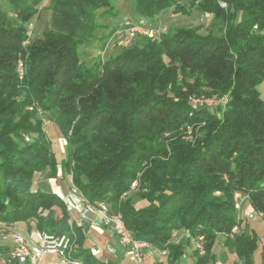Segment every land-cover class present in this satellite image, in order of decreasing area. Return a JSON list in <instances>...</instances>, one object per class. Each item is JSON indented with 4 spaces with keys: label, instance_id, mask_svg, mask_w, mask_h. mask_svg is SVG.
Masks as SVG:
<instances>
[{
    "label": "trees",
    "instance_id": "trees-1",
    "mask_svg": "<svg viewBox=\"0 0 264 264\" xmlns=\"http://www.w3.org/2000/svg\"><path fill=\"white\" fill-rule=\"evenodd\" d=\"M41 1L0 8V224L66 234L74 262L113 264L91 254L59 197L33 188L35 174L54 175L57 164L41 120L26 110L34 106L56 111L63 167L80 198L106 204L134 240L167 251V264L186 251L187 239L172 243L183 231L204 240L205 256L195 253L193 264L213 260L216 234L238 225L236 192L264 226V0H223L226 9L216 0H133L135 23L196 13L212 16V27L136 35L89 66L79 49L106 46L115 31L105 35L100 20L119 15L118 0H50L48 26L23 46ZM193 95H225L228 104L216 114L193 106ZM188 127L192 138L183 140L179 130ZM258 240L254 229L241 230L224 247L237 264H252Z\"/></svg>",
    "mask_w": 264,
    "mask_h": 264
},
{
    "label": "rangeland",
    "instance_id": "rangeland-1",
    "mask_svg": "<svg viewBox=\"0 0 264 264\" xmlns=\"http://www.w3.org/2000/svg\"><path fill=\"white\" fill-rule=\"evenodd\" d=\"M49 1L50 0H42L41 3L38 5V7H37L38 11H37L36 15L33 17L30 24L27 26V33L30 32L29 33L30 37H28L26 35L27 36L26 41L27 40L28 41H27V44H25L23 46H27L29 44V42H31V41L38 40L41 37L42 32L44 31V28L48 26L49 21H50V17H51V13L48 9ZM194 1L196 3L199 2V0H194ZM133 5H134L133 0H129V1L128 0H118L117 2H115L114 8L117 11V13L119 11V15L114 17V18H111L109 20H100V26H101V24H103V25H106L109 27L106 30H104V29L102 30L105 35L108 34L110 32V30H114L115 32L113 33V36L109 39V41L107 42V44L104 48H103L102 41H99V42L95 43L93 46H86L84 48L79 49L80 54H81V59L86 61L88 66L92 65V63L95 62L99 56L101 57V59L103 61H105L115 52V50L118 51L117 48L127 47V46L122 45V41H123V37L126 34L127 29L132 24L133 25L134 24H144V26L146 28H148V33H156V34L168 32L169 30H171L173 28H182V27H186V26L201 27L202 28L201 32L209 30L212 27V16H209V15L200 16L196 13H193L190 17H188V16H183V15H174L170 12H167V13H164L161 16H159L152 23L149 22L147 19H140V21L138 23H135L132 20V17L134 19H137L136 14L134 12L132 13V11H131L133 9ZM5 6H6V3L4 2V0H1L0 8H4ZM221 8H223V7H221ZM226 8L227 7L225 6V8H223V9H226ZM29 29H30V31H29ZM136 35L143 36L141 34H134L133 38H135ZM16 75L18 76L17 70H16ZM19 80H21V79H19ZM258 91H259L261 100L264 102V82L259 86ZM196 99L200 100L202 102L201 103V104H203L202 106H204L205 108L215 112L216 114L222 113L228 104V99H227V96H225V95H222V96H216L215 95V96H210V97H205V96L197 97V96L193 95V96L188 97V101L191 103H192V100L194 101ZM194 106H196V105H194ZM197 107H199V106H197ZM26 110L30 111V112H34V111L36 112L37 117L41 120L42 130H43L47 140L51 143V145H50L51 149L50 150H52L55 153H61V149H62L61 156L64 159L65 153H66V140L64 138L60 137L59 139H56L55 142L52 143V139H54V138H53V136L51 137V135L53 134L51 132L57 131L56 127L54 125V118H55L56 111L43 112L40 108L34 107V106L28 107ZM179 132L181 133V138L183 140H191L192 135H193L191 127H188L186 129V132H184L183 129L179 130ZM22 137L26 142H30V140H32L31 138H33L34 136L29 137V136L24 134ZM57 157H59L58 154H56L55 158H57ZM57 167H58V164H56L55 172L57 171ZM62 169L64 170V167ZM45 172H47L49 177H54V175H55V172L53 175L52 172L47 169L42 173L40 172V173L35 174V177L37 178V176L38 177L44 176L43 173H45ZM40 174H42V175H40ZM70 181H71V179H70ZM72 188H74V186L72 185V182H71V189ZM134 190H135V188L133 189V191ZM79 195H80V193H79ZM242 197L244 199L246 198L244 196H242ZM82 202L85 203L84 201H82ZM233 202H234V200H233ZM139 203H141V202L138 201L137 204H139ZM234 205H235V203H234ZM137 206H138V208H142V207L146 206V203H141ZM247 206H248V203H246V199H245L243 205L241 206L240 210H237L234 206L235 217H236V220L238 222V225H236L237 229H236V231H233V232L230 231V234L226 235V237L228 236L229 238H232L236 234H239L241 232V230L242 231H249L250 229H254V231L258 235L259 239L262 240V238L264 237V226L259 220H257V219H260V215L253 217V220L247 219L245 217V211L247 209ZM96 213H99V212H96ZM100 216H101V214H100ZM101 222H102V220H101ZM102 224L104 225V227H107L103 222H102ZM231 230H233V229H231ZM9 232H12V234H8ZM16 233L17 232H14V230L11 226L7 227V225L0 224V248L4 247V246H10L12 243V236L16 235ZM18 234H20V233H18ZM20 235H22V234H20ZM199 237H201V236L190 237L186 231H183L181 233L174 232L172 234V243L182 242L184 244L186 242V239H187L188 243L186 244L187 245L186 250L189 249V252L191 254V259L194 263L195 262L194 254L195 253L199 257L205 256L204 240H203V238L201 239ZM226 237L224 235H221V234H216L215 243H214L212 250H211L213 260L209 261L208 262L209 264H218V263L219 264H237L235 256L228 249H226L224 247V242H225ZM197 238H199V240H197ZM201 240H202V242H201ZM260 240L257 241V249L252 255V264H262V262H261V253L262 252L260 249V245L262 246V243H261L262 241H260ZM147 246H149L148 249H152V247L149 244H147ZM126 248H128V247H126ZM148 249L145 248L144 250H148ZM1 250L2 249H0V264H9L8 262L10 259V255L7 252H2ZM161 252H164L167 255V251L163 250ZM132 257L129 258L130 262H127L126 264H141L142 263L143 258L140 260V262H136V261H138V259L135 258L134 255H132ZM134 260H136V261H134Z\"/></svg>",
    "mask_w": 264,
    "mask_h": 264
},
{
    "label": "crops",
    "instance_id": "crops-1",
    "mask_svg": "<svg viewBox=\"0 0 264 264\" xmlns=\"http://www.w3.org/2000/svg\"><path fill=\"white\" fill-rule=\"evenodd\" d=\"M51 133H53L51 137L53 136L54 138L52 139V143L55 142L56 139L60 138L57 131H52ZM61 153H55V156L56 154H58L59 157L56 158L58 167L54 177H49L47 172L43 173L44 176H37V178L35 177L33 188L41 192L54 194L64 202L66 211L71 216V221H73L74 224L81 229L84 235L85 246L89 248L91 254L98 260L102 262H111L113 264H126L127 262H130L129 258L132 257V255H130L129 248H126L120 243L119 239L111 229L104 227L101 222V216L99 213H83L84 206L82 202L83 200L81 198L79 205L74 208L69 207V199H67L66 197L71 190V178L62 169L64 159L61 156ZM11 227L13 228L14 232L22 234L27 240L36 242L34 232H28L24 224L20 223ZM8 234H12V232H9ZM12 247L13 244L11 243L10 246H4L0 249H2V252H7L9 254L12 250ZM57 263L58 258L51 255L45 256L43 261L41 262V264ZM141 264H167V255L164 252L158 251L153 248L144 250ZM178 264H193L189 249H187L184 255L179 259Z\"/></svg>",
    "mask_w": 264,
    "mask_h": 264
},
{
    "label": "built area",
    "instance_id": "built-area-1",
    "mask_svg": "<svg viewBox=\"0 0 264 264\" xmlns=\"http://www.w3.org/2000/svg\"><path fill=\"white\" fill-rule=\"evenodd\" d=\"M218 4L220 7L225 8L226 4L223 0L218 1ZM30 31V29H29ZM30 32L27 33V36L30 37ZM134 34H141L144 37L153 38L156 36V33H148V28L144 26V24H132L126 31L125 36L123 37L122 45L128 46L130 42L133 39ZM28 41V40H27ZM27 41H25L27 43ZM20 64V61H19ZM23 77V76H22ZM191 103V102H190ZM192 103H194L196 106H201L202 102L200 100H192ZM200 104V105H199ZM237 195V203L235 208L237 210L241 209V206L243 205L245 199L242 197V195L238 192H236ZM69 199V207L74 208L80 203V195L76 188H72L70 190V193L66 197ZM84 206V212L87 214H94L96 212H103L105 214V223L107 224V228L111 229L114 234L119 239L120 243L128 247L130 250V255H134L135 258L138 259V262L143 258V250L145 248H149V246H142L141 244H135L132 242V240L128 239L126 237L125 231L123 230V225H117V222L115 221V216H112V212L109 210V207L105 205H98V203H83ZM253 209L250 206H247V209L245 211V217L249 220H253ZM235 228V227H234ZM17 234L16 236H12V250L10 251V259L9 264H21V261H25V253L27 252V249L20 244L19 241H17ZM34 236L36 238V242H38L39 245H41V253L42 252H50V250H57V257L58 263L57 264H71L68 259H66L65 254V241L61 240V237L59 236H49V237H41L38 235V232H34ZM263 244V260L262 264H264V237L261 240ZM38 255V264L40 263V256Z\"/></svg>",
    "mask_w": 264,
    "mask_h": 264
},
{
    "label": "bare ground",
    "instance_id": "bare-ground-1",
    "mask_svg": "<svg viewBox=\"0 0 264 264\" xmlns=\"http://www.w3.org/2000/svg\"><path fill=\"white\" fill-rule=\"evenodd\" d=\"M217 1H220V0H217ZM25 44H26V42H25ZM17 71H18L19 78H21L22 73H23L21 62H20V64L18 63ZM191 104L193 105L194 103H191ZM135 186H136L135 184H132L131 188H134ZM234 203H235V205L237 203L236 193L234 194ZM98 205H105V204L104 203H98ZM99 213L101 214L102 222L107 226V224L105 223V214L103 212H99ZM112 216H115V221L117 222V225H123V230L125 231L126 237L128 239L132 240V242H134L135 244H141L142 246H147L146 243L139 242V241H136L133 239L132 235L130 234V232L127 230V228L123 224L119 214L112 213ZM255 216H258V215L257 214L255 215V213L253 211V217H255ZM232 229H233L232 230V232H233V231H236L237 228L233 227ZM36 232H38V235L41 237H49V236L61 237V240H64L66 243L65 244L66 259H68L70 261V263L80 264V263L74 262L70 257V255L74 252L72 237H70L66 234H62V235L48 234L47 232L45 233V231L44 232L36 231ZM14 236H16V235H14ZM17 241H19L20 244L27 249V252L25 253V261H21V264H38V255L37 254H41L40 263L43 261L45 256L51 255V256L57 257V250H50V252H42L41 253V245H39L38 242H31V241L27 240L23 235L17 234ZM261 252L263 255V244L261 246Z\"/></svg>",
    "mask_w": 264,
    "mask_h": 264
}]
</instances>
